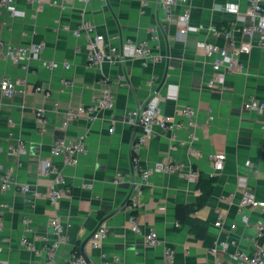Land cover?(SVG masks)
<instances>
[{
  "label": "crops",
  "instance_id": "0c3cea01",
  "mask_svg": "<svg viewBox=\"0 0 264 264\" xmlns=\"http://www.w3.org/2000/svg\"><path fill=\"white\" fill-rule=\"evenodd\" d=\"M189 2L190 24L194 29L184 41L177 39L178 24L167 21V12L159 0L88 4L83 0H17V14L6 10L0 13V36L6 42L45 43L41 57L32 59L29 67L0 57V81L21 80L24 88L13 97L0 90V145L4 147L0 164L12 168L20 183L46 189L54 176L41 174V164L44 159H51L73 188L72 195L56 204L45 198H33L18 189L2 193L0 210L4 229L0 233L3 246L0 259L10 264H46L47 255L42 247L47 236L54 238L51 222L58 215L69 234L68 242L57 251L60 264H69L71 252L77 245L83 248L82 243L100 224L109 228L102 246L92 248L87 242L84 247L92 264H103L102 252L109 257L119 256L120 261L115 264H168L167 246L175 249L173 264H209L215 258L211 248L217 238L231 240V252L237 248L254 252L253 237L258 233L259 221L264 222V206L248 210L250 223L244 224L238 203L244 174L256 196L264 200V112L244 108V102L252 95L264 100V47L254 46L248 54H242L241 70H225L223 79L209 86L216 72L211 60L197 47V41L208 39L228 45L222 30L227 26L240 27L244 22L238 19L237 13L224 7L235 3L245 12L248 2ZM183 9L178 6L176 13L181 14ZM81 20H89L107 35L119 33L122 38L137 41L149 38L151 28L157 25V43L166 59L148 66L138 58H127L125 65L92 66L87 60L86 41L72 32ZM45 60H54L60 65L50 69L43 65ZM65 62L68 68L64 67ZM123 70L128 77L125 84L118 79ZM65 79H70L72 84L64 87ZM107 85L115 98L112 109L102 111L95 120L82 117L71 121L67 128L61 127L70 107L91 103ZM37 86L42 90H37ZM155 93L162 96L161 107L168 113H176L185 105L196 109L201 127L196 130L193 145L200 154H191L188 145L181 143L188 139L189 131L195 129L193 126L177 131L181 141L176 142V149L172 148L171 132L156 127L140 151L142 164L149 166L171 157L191 166L194 178L155 172L150 185L143 189L141 206L133 210L130 201L125 203L135 177L131 145L136 132L129 119ZM169 94L175 98H167ZM38 111L47 118L45 123L39 122ZM82 134H86L87 151L76 166L66 164L60 156H52L55 139H76ZM20 139L27 142L29 149L19 158L7 150ZM217 153L226 155L221 168L211 160V155ZM117 170L125 174V180L119 184L113 182ZM1 173L2 170L0 176ZM200 174L216 177L215 187L206 205L187 214L186 207L195 204L200 194ZM220 215L225 220L223 229L215 225ZM25 217L30 219L29 230L23 223ZM133 217L143 229L158 230L159 245H145L144 235L130 228ZM195 219L206 223L199 225L196 233L192 231ZM234 222L237 228L231 230L230 224ZM26 236L36 242L39 253L24 247L22 239Z\"/></svg>",
  "mask_w": 264,
  "mask_h": 264
},
{
  "label": "built area",
  "instance_id": "2783aa9c",
  "mask_svg": "<svg viewBox=\"0 0 264 264\" xmlns=\"http://www.w3.org/2000/svg\"><path fill=\"white\" fill-rule=\"evenodd\" d=\"M86 4L99 1L108 3L109 0H83ZM248 7L245 12H241L238 4L228 3L225 5L229 11L237 13L238 19L244 24L240 27L227 26L222 32L227 38L228 45H220L219 43L208 40L199 39L197 47L202 49L206 56L211 60L216 76L210 80L209 86H213L223 79L225 70H241L244 65L241 62L242 54H248L254 46L264 47V0H247ZM52 3L56 4L57 1ZM159 5L165 8L167 12V21L178 24L177 39L184 41L193 26L190 24L191 8L189 0H159ZM61 7H64L60 4ZM178 6H183V12L177 14ZM8 11L12 14L19 12L17 0H0V13ZM76 37L83 38L86 41V55L88 63L92 66H101L104 63L125 65L127 58H138L144 66L156 64L166 59V56L160 52L157 43L159 35L157 25L151 28V36L143 40H134L127 37L122 38L121 34L116 33L107 35L98 30V28L89 20H81L76 24L72 30ZM217 33V31L215 32ZM82 50V47H78ZM45 49L44 42L31 43L28 45H13L6 42L0 36V57L10 59L16 63H22L25 67H29V62L32 59L41 57ZM43 65L47 68L54 69L59 67L60 63L54 60H45ZM65 68L69 64L65 62ZM118 79L121 84L128 83L126 71L118 74ZM154 80L153 82H155ZM72 84L70 79L63 80V86L68 87ZM152 84V82H151ZM21 80H13L11 78H4L0 81L1 92L13 97L18 92H23ZM37 90H42V87L37 86ZM175 95H167V98ZM165 99V97H164ZM162 96L158 93L153 94L140 108L131 113L129 123L133 126H138V130L134 135L131 145V164L135 173L132 191L130 193L129 204L133 210L139 209L142 203L143 189L150 185V180L155 172L165 173H180L187 179L194 178V170L191 166H187L184 162L172 159L171 157L162 158L152 165L144 166L140 159L141 149L147 145L149 138L156 127L163 131L171 132L172 148L176 149V142L180 143L177 131L183 128L193 126L195 129L189 131L188 139L182 141V144H187L189 152L193 155H199L200 151L193 145L197 139L196 130L201 127L197 121V111L193 106L185 105L176 113H168L161 107ZM58 105V103L56 104ZM115 106V98L111 88L107 85L102 88L101 93L95 96L91 103L87 105H80L77 108L70 107L66 111V117L61 123L62 128H67L71 121L86 117L90 120H95L100 117V113L104 110L112 109ZM246 110L256 111L258 113L264 112V100L255 95L250 96L244 102ZM38 120L45 123L47 118L44 117L42 111H38ZM177 116H183L184 119H179ZM28 144L20 139L16 144H12L8 148V153L19 158L28 153ZM4 151V147L0 145V152ZM87 151L86 134L80 135L76 139H69L65 137L57 138L51 146L52 156H60L63 161L72 166H76L80 157ZM226 155L217 153L211 155V160L217 168H221ZM2 170L0 179V196L9 189H18L24 193L30 194L33 198H45L52 204L58 203L62 198L70 196L73 193L72 186L68 185L67 180L61 169L52 162L51 159H44L41 164V174L45 176H54L53 183L46 189H39L29 183H20L14 170L4 164H0ZM255 172V171H253ZM125 180V174L117 170L113 178L115 184L122 183ZM249 178L246 174L241 176L242 194L238 203V211L241 215V220L244 224L250 223V215L248 210H253L257 206H264V200L259 199L249 183ZM90 187V184L86 185ZM23 223L26 229H30V219L23 218ZM224 217L219 216L215 225L219 228H224ZM52 232L54 238L51 240L48 236L45 238V243L42 251L46 252V264H60L56 255L59 247L69 240V234L66 230L65 224L60 216H55L51 222ZM258 233L253 237L255 243L254 252L250 253L243 249L237 248L230 251V246L233 244L228 238H217L211 248V252L215 255L213 261L209 264H264V244L260 238L264 235V222L259 221L257 224ZM130 228L136 233L143 234L145 237V245L154 247L160 244L161 238L156 229H143L133 217ZM237 228V224L231 223L230 229ZM4 229L3 211L0 210V233ZM109 235V228L105 224H100L92 231L91 237L88 241L92 248H100L104 240ZM22 244L28 250L36 253L40 252V248L34 240L29 237H23ZM3 246L0 244V252ZM222 252L224 256H218ZM176 252L172 246L165 248V259L168 264L175 262ZM103 264H115L120 261L119 256H112L106 252L101 253ZM0 264H10L7 260L0 259ZM69 264H92L84 248H75L70 255Z\"/></svg>",
  "mask_w": 264,
  "mask_h": 264
},
{
  "label": "trees",
  "instance_id": "16d2710c",
  "mask_svg": "<svg viewBox=\"0 0 264 264\" xmlns=\"http://www.w3.org/2000/svg\"><path fill=\"white\" fill-rule=\"evenodd\" d=\"M216 180L217 179L214 176L205 177L203 174L199 175L198 189H199L200 194H199L198 200L195 204H192V205H189L186 207L187 208L186 209L187 214L194 212L197 209H200L201 207H203L204 205L207 204V202H208L209 198L211 197V194L214 190ZM203 223H205V222H203L200 219H195L192 231L196 233L198 226L202 225ZM260 241L261 242L264 241V235L260 238ZM77 246L80 247L79 245H77Z\"/></svg>",
  "mask_w": 264,
  "mask_h": 264
},
{
  "label": "water",
  "instance_id": "95a60500",
  "mask_svg": "<svg viewBox=\"0 0 264 264\" xmlns=\"http://www.w3.org/2000/svg\"><path fill=\"white\" fill-rule=\"evenodd\" d=\"M137 130H138V126H135V132H137ZM133 138H134V137H133ZM129 199H130V196H129L128 200H127L125 203H127V202L129 201ZM90 237H91V234H90V236H89L88 238H86V240L82 243V247H83V248L85 247L86 243L89 241Z\"/></svg>",
  "mask_w": 264,
  "mask_h": 264
}]
</instances>
